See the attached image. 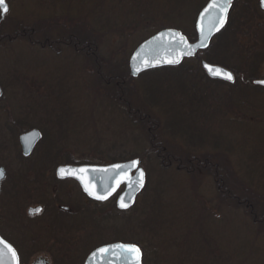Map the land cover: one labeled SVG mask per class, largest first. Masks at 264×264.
<instances>
[{
    "label": "rangeland",
    "instance_id": "rangeland-1",
    "mask_svg": "<svg viewBox=\"0 0 264 264\" xmlns=\"http://www.w3.org/2000/svg\"><path fill=\"white\" fill-rule=\"evenodd\" d=\"M155 1L158 2L160 12L165 14L172 11L173 23H168L169 27L178 25L187 33L196 30V19L204 0L201 2L180 0L177 1L178 4H175L176 0ZM96 2L97 0H8L10 12L5 17L0 13V32L2 36H12L23 29L30 30L35 27L37 29L33 35L30 36L27 32V37L43 42L47 38L51 39L50 41H58L62 35L70 34L72 29L77 28L76 31L80 32L83 38H88L89 31L92 30L91 26L100 22L97 19L98 14L102 10L103 14L107 12L106 8H98L97 11L96 5L99 0ZM237 3H234L235 6H238ZM157 5L153 4V7L157 9ZM93 8L96 9L97 16L94 15L95 12L92 13ZM242 8L243 6L240 5L238 11L232 13L231 19L234 23L264 20L262 14L260 16L256 13L249 14L250 18L246 20L238 18V15L243 14ZM249 9L251 8L247 6V10ZM59 14L62 18L60 21ZM74 20L77 23H73ZM67 23H70L71 28L64 25ZM258 25L260 27H257L256 31L264 34V22ZM143 33L148 34V38L157 34V32ZM98 34L101 35L100 30ZM134 35L125 54L117 55L122 48L121 43H117L119 40L109 42L103 37V41L99 42L105 43H101L98 48L101 56L112 61L109 65L106 63L102 65L104 76L113 72L115 75L118 71H123L125 74L129 72V60L139 47V41L145 37L144 34ZM12 41V44L7 40L0 41V86L4 89L3 100H0V132L7 130L5 128L7 120L24 124L25 119L28 118L27 126L16 122L15 131H31L34 130L31 129L33 127L44 128L49 119L58 120L56 130L63 138V149L70 151L73 158L79 161L93 158L94 154L91 155L92 150L88 146L89 141L96 140L99 136L104 140L103 149L114 156L127 152L130 157L146 149V137L152 130H140L127 117L126 107L121 104L116 105L111 100L108 87L98 85V81L92 77L95 66L89 65L87 59L78 56L69 47L43 49L41 46H34L28 39L15 38ZM223 42H227L226 37ZM250 43L252 42L244 43V50L245 48L248 50L247 46ZM259 74L264 78V63L261 64ZM175 75L167 71V73L151 75L142 74L137 79L133 78L134 81L126 86L129 91L126 99L132 101L135 110H142L145 114L151 113V116L154 114L161 120V123L166 125L168 137L174 146H183L185 149L189 144L197 147L199 146L197 139L195 141L191 139V142L187 143L186 137H195L207 131L209 134L203 135L206 149L210 151L213 149L211 137L220 134L221 152L227 153L232 164L239 165L242 170L247 169L248 161L254 162L262 158L264 127L248 123L232 124L230 119L227 123L224 122L226 119L221 122L209 119L202 121L203 118L200 117L204 110L199 111L185 104L184 90L183 92L179 90L178 82L185 84L186 81ZM198 88L200 92L206 94V100L208 98V102L211 103L209 97L212 95L214 97L211 91L216 88L212 87L213 89L208 90L209 85H200ZM109 89L113 90L114 86H109ZM112 95L115 96L114 93ZM134 120L135 116H133ZM54 132L55 130H52V134ZM157 132L159 131L157 130L153 136L157 135ZM18 136V132L4 137L0 135V165L7 163L2 158H8L13 153L14 159L20 158L16 154L18 150L11 151L10 148L13 144L19 146ZM157 136L161 137L159 134ZM46 138L44 137L34 158L37 161L40 159L39 156L44 154L40 162L50 164L58 145H54L55 142L50 137ZM4 144L9 146L10 152L5 151ZM143 157L147 181L150 182L151 188L158 189L155 193L154 190L149 192L147 197L143 195L139 197L140 203L132 209V217L126 214L121 216V231L119 229L113 234L110 230H105L107 232L103 237L104 240H99L111 242L121 237L129 241L139 239L138 236L133 238V228L138 227L142 217L136 214L143 212V205H146L149 206L147 210L151 219L146 228L149 236L157 237V243L166 250L169 249L171 254H179L176 247L179 246V250L181 246L183 247L181 237L186 233V227L187 229L193 227L188 245L193 244L198 248V264H264V236L260 237L246 218L235 217L230 210L224 214L222 211L215 212L214 205L217 201H214L216 191L212 180L205 178L196 184L190 180V177L174 169L162 170L154 154L146 153ZM13 173L16 172L12 171L10 174L14 176ZM240 177L244 180L246 175ZM203 208L205 211L208 209L210 211L198 225V227L203 226L199 229L190 221L195 217H201L204 214ZM154 221L166 224L160 225L158 236H153L157 233L152 230V226L156 224ZM199 233L202 234L199 236ZM171 242L174 246H171ZM83 252H86V248ZM35 259H32L30 264ZM159 262L164 264L162 260ZM167 262H171V259ZM73 264L77 262L74 261Z\"/></svg>",
    "mask_w": 264,
    "mask_h": 264
},
{
    "label": "trees",
    "instance_id": "trees-1",
    "mask_svg": "<svg viewBox=\"0 0 264 264\" xmlns=\"http://www.w3.org/2000/svg\"><path fill=\"white\" fill-rule=\"evenodd\" d=\"M177 1L180 0H176L175 4L179 3ZM199 1L201 2V0ZM209 1L210 0H204V4L201 6L198 16L200 12L205 9ZM10 3L12 4V1ZM157 3L158 2L155 0H99L96 5L97 11L98 8H106L107 12L103 14L102 10L97 16L96 9H92V13L95 12L94 15L98 17L97 19L100 22L95 24V26H91L92 30L89 31L90 34L88 38H83L82 34L76 31L77 28L72 29L70 34H64L61 36L62 38L59 37L60 39L58 41H50L51 39L47 38L43 42L34 41L32 37H27V32H29L30 36L33 35V32L37 29L35 27L30 28V30L23 29L12 36H2L0 32V41L7 40L8 43L12 44V40L19 38L28 39L31 44L36 47L41 46L43 49L58 46L69 47L72 48L78 56L87 59L89 65L93 64L95 66V72L92 74V77H95L96 81L99 83H97L98 85L108 87L107 89L109 90L108 93L110 94L111 100L116 103V105L121 104L126 107L127 117L135 126L140 128V130H152L148 137H146V149L130 157L127 152H122L114 156L103 149L102 141L104 140L99 136L98 139L89 141L88 146L90 147L89 149L92 150L91 155L94 154L92 159L79 161L71 156L68 157V159L64 158V160H62L60 158V150H64V144L62 142L63 138L61 139V134L56 130L58 120L49 119L46 125L43 126L44 128L39 129L33 127L31 129H39V131L43 132L45 139H47L46 137H50L55 142L54 145H58V147L55 148L56 152L53 161L56 165H60V163L76 166L111 165L140 160L141 167L145 169L143 156L149 153L155 155L162 170L174 169L190 177V180L196 184L208 178L213 181V188L216 191L214 199V201H217L214 205L215 212L222 211L224 214L230 210L235 217L242 216L246 218L249 224L254 226L257 234L262 237L264 236V153H262L263 156L261 159H256L254 162L248 161L247 169L242 170L239 165L234 166V164H232L229 158L230 156L227 153L223 152V154L221 152L222 142L220 134L211 137V146L213 148L211 151H213V153L207 150L206 145H204V136L209 134L207 131L201 132L200 135H196L195 137H186L185 140L187 143H190L191 139L193 141L197 139L199 141V146L197 147H192L189 144L186 145L187 148L185 149L183 146H174L168 137V129L166 125L161 123V120L156 118L154 114L151 116V113L145 114L142 110H135L132 106V101L126 99V95L129 94L126 86L134 81L130 75V68L129 72L126 74L123 71H118L115 72V75H113V72V74L104 76L102 72V65L105 63L109 65L110 62H112L101 56L102 54H100L98 50L99 45L102 43L99 42L103 41V37H106L109 42L119 40L117 43H121L120 45H122V48L117 55L126 53L133 34H135L134 36L144 34L145 37L139 41V46L145 43L149 38L147 37L148 34L143 32L158 33V31H165V29H176L183 32V34L188 37L189 41L195 42L197 40L196 30H193L192 33H187L181 26L175 25L174 27H169L167 24L173 23V18L171 17L172 11L169 10L170 12L165 14L160 12L161 10L159 11ZM153 4L157 5L158 8H154ZM237 5L238 6L233 7V12L235 14L236 11H238V7L240 5L243 6L242 9L244 10H242L241 13L243 12V14L245 13L246 15H238V18L242 20L249 19V14L253 13L260 14V16L262 14V18H264V10L261 8L260 0H238ZM247 6L251 9L247 10ZM186 16L189 15L186 14ZM60 17L59 14V21L62 19ZM230 20L232 19L230 18ZM73 23H77L76 20H74ZM67 24L64 25H66L67 28H71L69 25L70 23ZM240 24L241 27H239V29L236 28V32L234 33L231 31L233 24H228L227 28L218 35L217 39L213 40L211 47L207 49V51L199 53L193 59H188L181 66L169 67L167 69L162 68L157 71L153 70L143 75H151L160 72L167 73L168 71L172 74H176L175 77H181L186 81L185 84L180 83V81L178 82L179 90L181 92L184 90L185 104L199 111L204 110L203 115L200 117L203 118L201 119L202 121L209 119L210 121L217 120L221 122V120L226 119L224 122L227 123L230 119L232 124L248 123L261 125L263 128L264 88L256 85V82L264 79L259 74L261 64L264 63V35L262 32L258 33L256 31V28L260 27L257 23ZM101 27H103V29ZM98 30L101 31V35L98 34ZM225 37L227 42H223ZM247 41H251L252 43L247 46L248 50H246V48L244 50V43ZM102 44L105 43L103 42ZM203 61L231 70L235 74L236 82L234 84H228L211 79L202 68ZM128 65L130 67V64ZM111 85L114 86L113 90L109 89ZM200 85H209L208 90L213 89L212 87L216 88L211 91L214 94V97L213 95L209 97L211 98V103L208 102V98L206 100V94L200 92L201 90L198 88ZM2 91H4V89ZM113 93L115 96L112 95ZM1 100H3V98ZM133 116H135L134 121ZM212 116H216V118H211ZM231 116L232 118H230ZM20 124L22 126H27L28 118L25 119L24 124L22 122ZM169 128H171V124H169ZM52 130H55L53 134ZM157 130L159 131L157 135L159 134L161 136L160 138L157 135L153 136ZM99 156H104L105 158L99 159ZM243 174L246 175L244 180L240 177ZM157 189L156 187L151 188L150 182L147 181V186L142 195L143 197H147L149 192L154 190L153 192L155 193ZM154 200L155 198L153 201ZM139 203L140 201L137 202L134 209ZM147 207L149 206L143 205V212L136 214L142 215L138 227L135 226L133 228V238L138 236L139 239L129 241L121 237L111 242L101 241V245L112 244L113 242L135 244L143 251L144 264H161L159 260H162L164 264H198V248L193 244L188 245V239L193 233V227L191 226L192 228L188 227L187 229L185 226L186 233L181 237L183 247L181 246L180 250L178 248L179 246L176 247L178 249V255L174 253L171 254L169 249L166 250L161 244L157 243V237L151 238L149 236V231L146 228L151 219L148 215ZM202 211H204V214H202L203 216L195 217L190 221L194 226L196 225L195 227H198L204 216L207 215L210 210L208 209V211H205L203 208ZM122 215L124 216L125 213H122ZM154 223L156 224L152 226V230L157 233H154L153 236H158L160 225L164 226L166 224H160L159 221H154ZM202 227L203 226H200L198 228L202 229ZM194 229L196 230V228ZM200 234L202 233H199V236ZM171 246H174L172 242ZM167 258L171 259V262L168 263Z\"/></svg>",
    "mask_w": 264,
    "mask_h": 264
},
{
    "label": "flooded vegetation",
    "instance_id": "flooded-vegetation-1",
    "mask_svg": "<svg viewBox=\"0 0 264 264\" xmlns=\"http://www.w3.org/2000/svg\"><path fill=\"white\" fill-rule=\"evenodd\" d=\"M233 7L228 21L233 24L232 33L241 27L240 23L230 20ZM256 22L263 23L264 20L256 19L251 23ZM16 122L7 120L5 128L8 131L0 132L2 137L18 132L19 146L13 144L10 148L11 151L18 150L16 154L20 157L14 159L11 152L13 154L8 158H2L7 163L0 165L6 172L0 184V237L14 248L20 264H30L34 258L32 264L41 259L47 264H73L74 261L85 264L93 251L106 246L100 244L105 230L116 234L119 229L121 231L122 213L132 217V209L122 211L118 207L124 189L106 202L91 200L79 183L59 178L58 169L67 166L65 163L56 165L54 157L50 164L41 163L44 154L36 161V151L44 140L42 131V140L32 154L24 155L21 137L30 130L15 131ZM8 148L4 144L6 152H10ZM60 155L62 160L72 156L68 150H60ZM12 171L16 172L14 176L10 174ZM34 209L41 211L31 215ZM84 248L86 252H83Z\"/></svg>",
    "mask_w": 264,
    "mask_h": 264
},
{
    "label": "water",
    "instance_id": "water-1",
    "mask_svg": "<svg viewBox=\"0 0 264 264\" xmlns=\"http://www.w3.org/2000/svg\"><path fill=\"white\" fill-rule=\"evenodd\" d=\"M235 1L236 0H233L232 6L229 8L226 23L223 27H220L218 31L217 27L220 13L218 9L211 7L213 0L208 3L205 9H203L200 13L198 19H196V32L198 39L194 43L189 41L187 36L176 29L163 30L146 40L145 43H142L131 56L130 75L132 78L137 79L142 74L157 69H167L169 67L181 66L188 59H193L200 52L209 49L213 39L215 37L217 38V36L227 27L229 16ZM4 3L7 7V12L2 13L3 17L9 13L10 9L7 0H4ZM261 7L264 10V6H262V4ZM181 37L183 40H181ZM205 37H207V40H205ZM177 60L179 63H170V61ZM202 68L211 79L223 81L229 84H234L236 82L235 74L225 67L203 61ZM229 72L233 74L235 82H230L223 78V74ZM257 85L264 87V80L258 81ZM2 90L3 89L0 86V99H2L4 95ZM41 140L42 133L38 130H33L24 134L21 137V145L24 155L27 157L30 156ZM133 161H138L139 163L134 167ZM133 161L117 163L109 166H62L60 168H64L66 170V175L64 178H61L59 175L58 176L63 180L73 179L79 183L82 191L91 200L99 202H106L110 200L121 191V188H123L124 191L118 200V207L120 208L119 210L128 211L136 205L139 196L143 193L145 187L147 186V174L146 171L140 167V160ZM117 165L120 167L117 168ZM80 169H86V171L79 172ZM141 170L145 174L142 187L139 184V172ZM3 180H0V184H2ZM90 192H95L99 195L106 196L107 198L104 200H98L94 195H91ZM121 200H124L128 204L127 208H122L120 206ZM119 244L124 243H116L101 247L109 248L110 252L108 254L99 252V249L101 248L93 251L85 264H135V258L131 262H126L124 258L119 255L120 250L115 248V246ZM13 250L14 248L0 237V264H20L19 257L15 250L16 255H13ZM141 253L142 256L140 258V264H144V255L142 250ZM37 264L47 263L45 260L41 259L37 262Z\"/></svg>",
    "mask_w": 264,
    "mask_h": 264
},
{
    "label": "snow or ice",
    "instance_id": "snow-or-ice-1",
    "mask_svg": "<svg viewBox=\"0 0 264 264\" xmlns=\"http://www.w3.org/2000/svg\"><path fill=\"white\" fill-rule=\"evenodd\" d=\"M232 2L233 0H213L211 7L214 9H218L220 13L217 31L219 30L220 27H223L224 24L226 23L228 19V11H229V8L232 6ZM261 4L262 6H264V0H261ZM6 12H7V7L4 3V0H0V13H6ZM181 40H183L182 37H181ZM205 40H207V37H205ZM170 63H179V61L178 60L170 61ZM223 78L230 82H235V78L233 74L230 72L224 73ZM138 163H139L138 161H133V166L135 167ZM116 167L119 168L120 166L117 165ZM84 171H86V169L79 170V172H84ZM58 175L61 178H64L66 175V170L64 168L58 169ZM4 178H5V171L3 169H0V180H3ZM139 178H140L139 184L142 187L144 178H145V174L142 170L139 172ZM90 194L94 195L95 198L98 200H104L107 198L106 196L99 195L95 192H90ZM120 206L122 208H127L128 204L124 200H121ZM40 211H41L40 209H34V210H31L30 214L35 215ZM115 248H118L120 250L119 255H121L126 262H131L135 258V264H140V258L142 256V253H141V249L138 246L119 244V245H116ZM99 252L108 254L110 252V249L101 248L99 249ZM13 255L14 256L16 255L14 250H13Z\"/></svg>",
    "mask_w": 264,
    "mask_h": 264
}]
</instances>
